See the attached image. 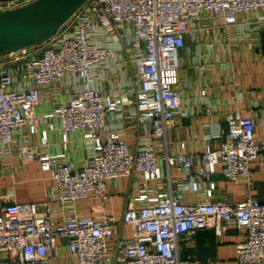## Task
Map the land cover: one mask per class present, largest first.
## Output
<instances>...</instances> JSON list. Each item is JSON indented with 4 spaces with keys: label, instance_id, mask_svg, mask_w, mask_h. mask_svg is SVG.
Wrapping results in <instances>:
<instances>
[{
    "label": "built area",
    "instance_id": "1",
    "mask_svg": "<svg viewBox=\"0 0 264 264\" xmlns=\"http://www.w3.org/2000/svg\"><path fill=\"white\" fill-rule=\"evenodd\" d=\"M32 1L0 0V10ZM238 25L243 30L230 38L264 31V0H88L47 41L0 55V164L38 159L52 180L41 201L18 200L14 185L0 197V264H50L62 244L66 264H213L182 256L179 240L208 227L221 236L232 226L243 236L238 264H264V201L213 198L219 168L230 180H250L261 160L255 116L229 113L225 138L218 146L208 140L198 154L185 141L170 153L163 142L183 107L181 50L202 36L213 48L219 27ZM115 55L133 72L124 93L97 82ZM50 95L52 108L41 110ZM114 111L148 135L133 139L123 122L109 128ZM57 130L65 149L69 132L92 140L84 164L45 148ZM173 167L195 197L174 185ZM123 176L137 192L121 213L103 202L82 212L81 202L109 198L110 182Z\"/></svg>",
    "mask_w": 264,
    "mask_h": 264
},
{
    "label": "crops",
    "instance_id": "2",
    "mask_svg": "<svg viewBox=\"0 0 264 264\" xmlns=\"http://www.w3.org/2000/svg\"><path fill=\"white\" fill-rule=\"evenodd\" d=\"M239 28L243 30L239 25L219 27V37L213 48L206 44V37L202 36L198 41L189 40L183 49L180 67L183 107L163 139V142L167 141L170 153H173L176 144L182 141L187 144V152L195 154L203 152L208 140L213 146H218L226 136L227 115L237 111L255 116L257 136L264 141V31L251 27L245 35L230 38L240 30ZM132 74V68L121 63L120 57L115 55L103 66L97 82L107 93H124L133 86ZM52 97L50 95L47 98L41 110L52 108ZM205 105L209 106V113L204 111ZM121 111L127 112L125 108ZM119 114L120 112H109V128L119 126L123 122L124 118ZM123 127L133 134V139L148 135L146 129L136 126L135 121L126 122ZM45 148L49 152L64 150L71 160L77 165H82L90 154L92 140L84 138L79 130H75L69 132L68 147L65 149L62 131L57 130L51 133V144ZM161 154L165 156L166 149H163ZM162 164L167 173L165 158ZM171 172L174 185L183 186L188 196L195 197L196 193L189 184L180 185L181 180L188 182L183 177V170L173 167ZM212 178L217 184L214 199L235 202L252 195L264 201V150L261 160L253 164L250 180H230L225 177L221 168ZM13 185L18 200L41 201L46 197L52 180L50 172L42 167L40 160L24 163L19 158H14L8 166L0 164V197ZM136 192V181L130 176H123L110 182L109 198L83 201L79 208L83 213L91 214L92 205L103 202L108 213H121ZM242 239L241 230L236 226H232L221 236L216 233L214 227H208L181 237L179 251L184 257L196 255L208 258L213 264H238L237 243ZM66 249L62 244L50 264H66L69 259L65 254Z\"/></svg>",
    "mask_w": 264,
    "mask_h": 264
},
{
    "label": "water",
    "instance_id": "3",
    "mask_svg": "<svg viewBox=\"0 0 264 264\" xmlns=\"http://www.w3.org/2000/svg\"><path fill=\"white\" fill-rule=\"evenodd\" d=\"M88 0H34L0 10V55L51 38Z\"/></svg>",
    "mask_w": 264,
    "mask_h": 264
},
{
    "label": "rangeland",
    "instance_id": "4",
    "mask_svg": "<svg viewBox=\"0 0 264 264\" xmlns=\"http://www.w3.org/2000/svg\"><path fill=\"white\" fill-rule=\"evenodd\" d=\"M181 54H183V49L181 50Z\"/></svg>",
    "mask_w": 264,
    "mask_h": 264
}]
</instances>
